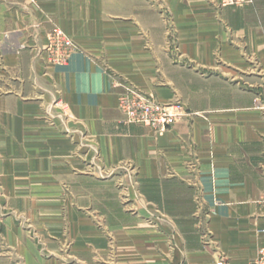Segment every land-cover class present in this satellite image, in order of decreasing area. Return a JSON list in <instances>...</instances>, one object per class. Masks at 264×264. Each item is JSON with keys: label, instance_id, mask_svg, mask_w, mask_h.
I'll return each instance as SVG.
<instances>
[{"label": "crops", "instance_id": "0c3cea01", "mask_svg": "<svg viewBox=\"0 0 264 264\" xmlns=\"http://www.w3.org/2000/svg\"><path fill=\"white\" fill-rule=\"evenodd\" d=\"M214 8L0 0V264H64V244L70 264H98L104 234L114 264L253 263L263 243L264 122L250 88L264 83V0L243 9L258 27L255 80L220 28L230 8ZM56 28L77 51L48 65L38 52ZM126 83L192 115L165 132L127 124L117 104ZM50 105L64 134L45 123Z\"/></svg>", "mask_w": 264, "mask_h": 264}, {"label": "rangeland", "instance_id": "374dc122", "mask_svg": "<svg viewBox=\"0 0 264 264\" xmlns=\"http://www.w3.org/2000/svg\"><path fill=\"white\" fill-rule=\"evenodd\" d=\"M251 4H252V0H249V2L246 5L242 6V7L230 8L229 11L227 13H225L224 15L219 14L218 19H219V23L221 25L220 28H221L222 32L225 34L226 42H227L228 46L231 47L233 50L239 51L243 55H245V60H246L247 64L250 65L251 71H252L251 75H249V77H250V79H252V77H253V80H255L256 79L255 77L258 76L257 75V73H258L257 72L258 64H257L256 59H253V57H252V50L254 48V47H252V42H254V40H255L254 36H255V34H257L258 27L256 25H253V23H252L253 20H249V17H251V16H248L247 14L244 15V13H243V9L246 8L247 6L251 5ZM214 9H215L216 12L220 11V8H218L216 6H215ZM166 18H167V16H163L162 19L165 20ZM166 28H168V26H166ZM55 30H59L62 33H64V31H62L61 29L56 28V29L52 30L49 34L53 33V31H55ZM168 30H169V34L172 35L170 24H169V29H165V32H168ZM65 35L67 37H69L67 34H65ZM169 45H170L169 49L172 50L174 48V45H172L170 43H169ZM47 46H48V37H47V41H46L45 47L41 50V53L38 52V55H42L43 54L45 62L48 65H62V64H53L52 62L49 61V57H48V53H47V49H46ZM216 56H218V53H216ZM26 65H27V63H26ZM217 65H219V66L222 65L221 60L218 57H217ZM199 76L205 78L207 76H220V75H218V74H200ZM235 76L237 78L234 80V83L238 82V79H239L238 75H235ZM13 78H17V74H12L11 73V75H10L11 81H12ZM33 78L34 77L31 74H30L29 78H27V82H28L29 87L31 88L32 92L34 91V87H35ZM239 80H241V79H239ZM257 83L261 84V81L260 82L257 81L256 84ZM256 84H254V85H256ZM125 85L133 86V85H131L129 83H126ZM134 88L137 89L136 87H134ZM137 90L140 91L139 89H137ZM11 92H13V90H11ZM32 92H31V94H33ZM0 93H1V90H0ZM250 93L252 94V97L255 98V102H254L253 108H254V110L256 112L260 113V117H261L262 121L264 122V83H263V87L255 86V88H250ZM176 101L181 103V101L178 100V99ZM176 101H173V102H176ZM170 103H172V102H170ZM181 105L184 108L185 112L188 113L189 116H191L192 114H190L189 111H187L185 109V107H184V105L182 103H181ZM54 109H55V107H53L51 105L50 106H46V107L43 108V112L45 114L44 115L45 123L49 127L53 128V129H56V130L60 131V133L62 132L64 134L65 133V128H62V129L59 128L58 123L56 121V117L54 115L55 114L54 111H53ZM87 172H88L87 174L92 173V171H87ZM95 177H97L98 179H102V178H106L107 175L105 176V175H102V174H98ZM123 204H124V202H123ZM197 222H199V224H200V219H199V221L197 219ZM94 223H95L96 226H101L99 224V221H97V219H94ZM197 225H198V223H197ZM104 235L106 236L107 243H108L107 244V253H106L105 258L104 259L100 258V256L98 254H96V253H94V256H92V257H94L97 260L98 264L101 261H103V264H114L115 254H114V244H113L112 238L108 234H104ZM62 248L63 249H62L61 254L59 255V257L61 256V258H62L61 260H62V262L64 264H70L72 258L70 256L69 244L68 245L64 244V246ZM42 255L44 257H46V258L47 257L54 258V256H52V255H50V256L47 255V254L46 255L42 254ZM219 259H223V258H218L217 260H219ZM225 262L228 264L227 261H225Z\"/></svg>", "mask_w": 264, "mask_h": 264}, {"label": "built area", "instance_id": "2783aa9c", "mask_svg": "<svg viewBox=\"0 0 264 264\" xmlns=\"http://www.w3.org/2000/svg\"><path fill=\"white\" fill-rule=\"evenodd\" d=\"M213 4L222 8H239L246 5L249 0H212ZM47 53L49 61L53 64H64L72 53L77 51L74 42L59 30L48 35ZM123 93L118 97V110L127 124L141 125L155 132H165L181 119L189 116L181 103L172 102L163 104L150 95H144L133 86L122 84ZM264 205V197L261 200ZM263 243L258 255L252 264H264V229L260 231ZM215 264H227L219 259Z\"/></svg>", "mask_w": 264, "mask_h": 264}]
</instances>
